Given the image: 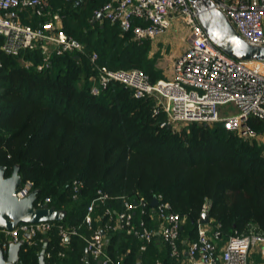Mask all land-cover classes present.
Masks as SVG:
<instances>
[{"label":"trees","instance_id":"trees-1","mask_svg":"<svg viewBox=\"0 0 264 264\" xmlns=\"http://www.w3.org/2000/svg\"><path fill=\"white\" fill-rule=\"evenodd\" d=\"M107 2L61 0L63 29L84 49L52 53L48 67H36L43 60L40 47L19 55L0 49V166H7L8 176L19 165L22 183L31 180L39 189L37 201L51 198L50 206L66 211L44 235L47 264H86L84 237L91 233L83 222L98 189L113 198L96 203L93 215L100 222L94 221L95 228H104L107 208L122 209L123 196L144 198L151 211L154 197L162 195L185 219L182 248L197 238L206 202L225 236L252 228L264 234V142L243 138L223 122L162 127L165 115L154 113L152 100L135 97L132 88L118 82L92 93L93 52L99 55L97 63L110 69L140 68L152 81L165 78L155 67L150 39L136 40L119 22L94 20V10ZM33 19L31 25L38 27L50 18ZM249 121L255 130H264V120ZM76 181L81 186L74 197ZM140 211L135 209V222L144 219L153 227L154 220ZM61 225L79 230L65 246ZM105 232L115 264H178L164 242L161 251L154 247L155 238L142 250V240L127 231ZM5 240L0 229V242ZM43 243L24 241L18 264H39ZM90 263L95 264L91 258Z\"/></svg>","mask_w":264,"mask_h":264},{"label":"built area","instance_id":"built-area-1","mask_svg":"<svg viewBox=\"0 0 264 264\" xmlns=\"http://www.w3.org/2000/svg\"><path fill=\"white\" fill-rule=\"evenodd\" d=\"M215 7L226 14L239 35L251 45L264 46V0H212ZM31 10L36 16L50 18L38 27L27 24L21 18V11ZM104 19L119 22L124 31L131 30L140 42L155 39L166 32L175 21H182L188 33L189 46L175 61L171 76L152 81L148 73L140 68L114 69L97 63L98 53L93 52L91 61L96 62L97 73L93 75L92 93L98 94L111 82H118L132 88L137 98H150L155 114L163 113L165 120L161 126L178 127L191 122H223L243 138H264V130H255L250 119L264 120V71L251 67L250 63L234 58L217 47L205 31L198 14L189 0H109L94 12ZM60 12H52L48 0H0V49L10 55H19L25 49L41 48L43 60L36 67L42 69L50 64L52 53L63 54L74 50L82 51L84 44L77 38L68 36L63 29ZM140 20L141 23H135ZM29 66V63H27ZM3 61L0 58V70ZM92 78V79H93ZM234 104L235 112L223 114L222 106ZM81 183L75 182L74 197ZM34 182L26 180L14 195L18 199L27 196ZM113 197L98 189L96 198L88 205L84 224L90 231L85 236L88 257L95 264H115L106 250V235L103 231H127L142 240L140 249L146 250L155 238L154 227H149L144 219L135 222V209L158 221L163 242L170 249L173 258L180 260L183 254L179 240L185 219L174 212L170 203L158 195V204L151 211L144 198L130 200L123 196V207L112 211L104 228L94 226V211L97 202L106 203ZM51 198L35 202L36 207L48 204ZM137 201V202H136ZM209 203H204L203 214L208 213ZM56 226L55 221L40 223H20L11 230L1 229L6 235L2 242L7 251L9 243L28 241L36 245L44 242V235ZM197 238L187 244L185 264H264V234L252 228L249 232H236L225 236L221 224L210 218L203 224L198 222ZM61 245L65 246L72 235H79L76 227L59 226ZM66 256L64 250L59 251ZM261 259L252 263V255ZM50 256V253H47ZM60 264V263H53ZM118 264V263H116ZM157 264H160L157 261Z\"/></svg>","mask_w":264,"mask_h":264},{"label":"water","instance_id":"water-1","mask_svg":"<svg viewBox=\"0 0 264 264\" xmlns=\"http://www.w3.org/2000/svg\"><path fill=\"white\" fill-rule=\"evenodd\" d=\"M198 14L199 21L208 32L213 43L234 58L246 61L264 62V46L251 45L247 43L234 29L226 14L218 7L216 8L212 0H189ZM103 15L97 16L96 20L103 19ZM169 127H172L169 125ZM7 166H0V229L11 230L20 223H40L43 221L60 222L64 219L65 210H58L49 204L43 207H36L35 202L39 189H33L27 196L18 199L16 193L22 184V177L19 173L20 166H15L11 175L6 176ZM137 202V201H136ZM157 196L154 197L152 205L158 204ZM208 213L202 215L203 224L209 222ZM23 242L11 243L6 251L7 261L4 253L0 249V264H18L20 259V249ZM48 238H45L39 255V264H47L46 256ZM87 251V250H86ZM88 255V251H87ZM86 264L90 263L87 256ZM98 260L96 264H99Z\"/></svg>","mask_w":264,"mask_h":264},{"label":"crops","instance_id":"crops-1","mask_svg":"<svg viewBox=\"0 0 264 264\" xmlns=\"http://www.w3.org/2000/svg\"><path fill=\"white\" fill-rule=\"evenodd\" d=\"M48 1H49V7H50L52 12H60L58 10L62 9L60 6L61 0H48ZM95 10H94V12H95ZM94 12H93L94 20L103 22L104 18L96 20L97 16L94 15ZM34 15L35 14L31 10L21 11V18L27 24H34L35 23V20L38 17L36 19H33ZM140 23L142 24V22H140ZM178 23H180V21H175L172 24V26L166 32L163 33V35H161L155 39H150L151 40V50H150L151 55L158 54L159 56L162 57L159 61L158 66L163 68V69L166 68L167 69L166 74H169V72H168L169 69L173 73V66H174L175 61L178 59L179 56L182 55L184 50L189 46L188 39L186 41L185 38L181 39L179 37V28L180 27L178 26ZM167 76L168 75H165V77H167ZM92 78H91V81L93 80ZM97 222H100L99 217H95V224ZM153 227L155 228V231H156L154 247L156 249H158V251H161V248H162L164 243H163L160 231L158 230V221L155 219L153 222ZM103 232L106 235V243H108L109 242L108 232H105V231H103ZM128 233L131 234L130 232H128ZM184 243H185V241H184ZM180 248H182V247H180ZM182 250H183L182 257L180 260H177L178 264H185V260L187 258V250H188L187 246H186V248H182ZM85 251H86V249H85ZM260 259H261V256L259 254H253L252 258H251L252 263H257L260 261ZM255 260H258V261H255Z\"/></svg>","mask_w":264,"mask_h":264},{"label":"rangeland","instance_id":"rangeland-1","mask_svg":"<svg viewBox=\"0 0 264 264\" xmlns=\"http://www.w3.org/2000/svg\"><path fill=\"white\" fill-rule=\"evenodd\" d=\"M62 14V13H61ZM63 15V14H62ZM63 20H64V15L62 16ZM178 26L180 27L179 28V37L182 39L185 38V40L187 41V37H188V33H187V28L185 26V24L181 21L180 23H178ZM153 58H154V63H155V67H157L158 69H160V71L164 74V75H168V76H171L172 75V71L169 69L168 72L169 74H166V68H161L158 66L159 64V61L160 59L162 58L161 56H159L158 54H153L151 55ZM251 67L257 69V70H262L264 71V63H257V62H254V63H250L249 64ZM94 81V78L93 80ZM93 83V82H92ZM222 112L223 114H230V113H234L235 112V107H234V104H227L225 106H222ZM178 128H181L180 126H178ZM260 142H264V138H262L260 136V139H259ZM255 261H258V260H255Z\"/></svg>","mask_w":264,"mask_h":264},{"label":"flooded vegetation","instance_id":"flooded-vegetation-1","mask_svg":"<svg viewBox=\"0 0 264 264\" xmlns=\"http://www.w3.org/2000/svg\"><path fill=\"white\" fill-rule=\"evenodd\" d=\"M2 243L0 242V249L3 251V252H5L4 253V258H5V260L7 261V254H6V251L5 250H3L4 248H3V246L1 245ZM11 243H9V245H10ZM19 262V261H18Z\"/></svg>","mask_w":264,"mask_h":264}]
</instances>
